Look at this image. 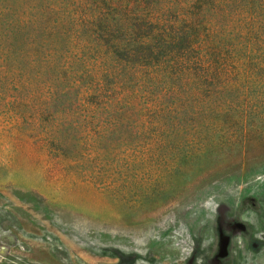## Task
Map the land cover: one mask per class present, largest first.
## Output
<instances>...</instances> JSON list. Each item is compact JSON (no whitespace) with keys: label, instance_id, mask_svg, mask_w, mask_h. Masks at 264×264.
Masks as SVG:
<instances>
[{"label":"rangeland","instance_id":"1","mask_svg":"<svg viewBox=\"0 0 264 264\" xmlns=\"http://www.w3.org/2000/svg\"><path fill=\"white\" fill-rule=\"evenodd\" d=\"M45 4L0 0V31L21 42L0 48V264H264V130L171 177L80 158L83 126L107 117H85L78 85L23 53Z\"/></svg>","mask_w":264,"mask_h":264},{"label":"trees","instance_id":"2","mask_svg":"<svg viewBox=\"0 0 264 264\" xmlns=\"http://www.w3.org/2000/svg\"><path fill=\"white\" fill-rule=\"evenodd\" d=\"M45 2L46 20L31 19L23 53L78 85L84 115L107 117L83 126L80 158L110 151L126 165L112 171L123 180L171 177L264 130V120L253 122L264 116V0ZM19 45L2 27L0 48Z\"/></svg>","mask_w":264,"mask_h":264}]
</instances>
